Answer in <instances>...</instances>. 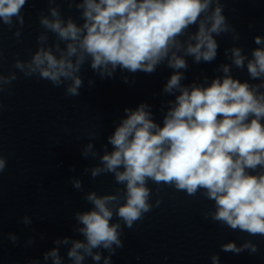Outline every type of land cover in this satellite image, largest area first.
Returning a JSON list of instances; mask_svg holds the SVG:
<instances>
[{
	"label": "clouds",
	"instance_id": "1",
	"mask_svg": "<svg viewBox=\"0 0 264 264\" xmlns=\"http://www.w3.org/2000/svg\"><path fill=\"white\" fill-rule=\"evenodd\" d=\"M46 2V13L42 10L38 17L43 31L36 37V50L26 60L17 55L7 75L0 71V93L19 79L17 71L24 78L63 86L67 97H77L85 85L82 71L86 64L102 80L113 78L117 70L134 76L137 72L152 74L164 65L173 71L162 94L175 98L162 103V123L155 121L148 103L125 108L100 151L93 143L96 134H89L81 155L98 158V163L86 167L84 173L92 179L111 174L122 187L111 194L85 193L83 200L91 207L73 213V236L56 238L54 246L42 254L44 264H65V256L70 264H85L89 258L93 264H113L112 257L124 248L125 228L132 229L162 202H151L149 182L187 196L199 193L214 202L212 209L203 212L204 220L233 232L264 237V36L253 37L257 47L250 53L238 46L241 35L224 14L223 0ZM28 3L0 0V24L9 31L15 29L17 43H22L23 10ZM62 3L69 10L75 8L81 23L62 14ZM248 27L251 30L254 25ZM49 33L55 37L51 43ZM220 36L233 42L224 49L228 63L218 65V75L211 79L204 76L199 82L182 83L189 69L188 57L195 64L216 60V37ZM3 60L0 47V63ZM234 69H246L248 79L234 77ZM123 80L135 82L128 77ZM94 84L88 79L89 87ZM6 167L7 159L0 154V174ZM70 183L84 191L79 177H71ZM21 222L30 227L32 217L24 215ZM7 239L23 248L35 243L28 236L21 244L14 232ZM61 248L66 249L65 256ZM245 251L255 255L259 247L250 239L239 245L235 241L220 245L224 253ZM210 260L221 264L219 253H213ZM27 264H41V259H30Z\"/></svg>",
	"mask_w": 264,
	"mask_h": 264
}]
</instances>
